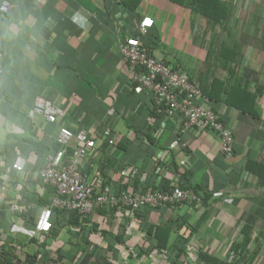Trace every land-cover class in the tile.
<instances>
[{"label":"crops","instance_id":"obj_1","mask_svg":"<svg viewBox=\"0 0 264 264\" xmlns=\"http://www.w3.org/2000/svg\"><path fill=\"white\" fill-rule=\"evenodd\" d=\"M221 1L228 9L221 45L239 49L234 64L210 57L209 39L194 41L189 31L190 18L200 27L204 22L164 0H144L135 13L116 0H0L11 6L0 22V174L14 156L23 157L26 185L34 190L26 205L35 209L29 221L8 214L6 202L17 197L14 183L0 184V264H152L146 258L150 246L172 248L181 239L197 259L203 253L224 261L243 228L251 234L250 252L261 239L253 264H264V0H256L251 10L249 0ZM143 17L153 19L166 55L198 85L202 103L230 130L233 157L221 154L212 133L189 132L178 140L177 119L155 135L160 120L150 116L151 97L132 90L120 50V38L135 35ZM213 79L227 93L237 89L234 105L225 102L226 93L218 101L205 98L202 90L212 96L219 90L211 91ZM38 97L62 111L56 123L28 116ZM61 128L73 134L110 128L120 149L114 162L138 169L139 180H149L156 166L166 163V181L183 172L203 205L145 208L129 217L105 211L77 224L63 215L35 234L36 198L45 190L37 172ZM150 130H155L153 146L146 139ZM98 155L93 152L82 168ZM108 175L117 182L114 171ZM132 219L140 223L129 227ZM157 229L170 233H160L158 240Z\"/></svg>","mask_w":264,"mask_h":264},{"label":"built area","instance_id":"obj_2","mask_svg":"<svg viewBox=\"0 0 264 264\" xmlns=\"http://www.w3.org/2000/svg\"><path fill=\"white\" fill-rule=\"evenodd\" d=\"M10 8L8 3L3 2L0 5V12L7 15ZM153 27V20L143 17L137 25L136 35L126 34L120 38V50L122 62L127 70V81L132 90L136 94L146 93L151 97L152 111L160 120L155 135L159 137L162 134L168 120L177 119L180 122L178 140L189 132L212 133L219 139L221 154L226 158L233 157L232 134L219 121L218 115L202 103L198 85L191 81L176 61L166 55L160 45L150 49L142 41ZM192 32L193 37L195 35L202 39L205 27L196 25ZM1 74L0 66V76ZM107 114L109 117L112 116L113 109H110ZM28 116H40L47 123L54 124L59 117L63 116V113L50 101L38 97ZM56 145L61 149L55 154L47 155L44 168L37 172V178L45 189L43 197L46 196L48 204L37 209L34 220L35 234L47 228L54 209L76 213L83 222H86L92 214L104 210H112L116 214L129 217L145 208L167 207L174 210L181 205L189 209L203 205V199L193 190L180 188L183 172L171 180L168 189H162L166 181V163L156 166L149 188L141 191H135L132 187L133 180L140 176L138 169L125 166L120 171L117 182L126 190L122 191L120 188L121 192L118 194L112 192L108 179L96 177L93 174H81L80 170L84 161L90 158L93 152L99 153L98 157H95V166H93L95 169L101 165L99 160L102 161L115 150L117 143L110 128L99 133L82 130L77 134L61 128L56 138ZM67 150H71L70 156L67 155ZM110 161L114 162V158ZM25 179L26 161L20 155L15 157L9 167H4V171L0 174V184L3 186L6 182L12 181L14 183L12 191L17 196L11 201L6 200V212L19 218L27 216L31 209L26 205L27 196L24 192L28 187ZM145 179L147 178L141 177V183H144ZM139 223L138 220L132 219L128 226ZM148 251L146 258L153 261L152 264H159L166 260L165 251H159L153 246H150ZM232 259L233 255L230 252L227 260L232 261ZM196 261V251L187 246L183 264H196Z\"/></svg>","mask_w":264,"mask_h":264},{"label":"trees","instance_id":"obj_3","mask_svg":"<svg viewBox=\"0 0 264 264\" xmlns=\"http://www.w3.org/2000/svg\"><path fill=\"white\" fill-rule=\"evenodd\" d=\"M116 1L118 5L124 10H127L130 13H135L138 10L139 5L144 0H116ZM164 1H166L167 3L177 8L184 9L187 12H189L190 15L197 16L199 19H201L205 24V32H204V36L202 39L203 40L204 39L207 40V38L209 39V41H207L208 42V47H207L208 55L210 57L218 56L220 59L224 60L228 64H234V61H235L237 53L239 52V49L233 48L232 50H229L225 48L223 45H221L222 44L221 40L223 36L227 35L226 25L228 22V9L221 0H164ZM4 17L5 15L0 12V22L2 18ZM153 29L148 31L147 35L142 38V41L144 42V44L150 49L157 48L160 45V39L158 37V34L153 32ZM229 75L231 78H234L235 74L229 73ZM212 81H213V85L210 87L211 91L215 90L216 86L219 87V90L216 91V94L214 96L208 95L207 91L205 92L202 90L205 98L208 100L218 101L219 94L223 95L226 93L227 99L225 100V102L228 103L229 105H234L231 102V100H233L234 98L233 94L235 93V90L237 89L234 88L235 89L234 90L232 89L233 88L232 87L231 88L232 90H230V92L227 93L225 89V85L222 84L221 81H218L217 79L216 80L213 79ZM150 116L153 119L158 118V116L154 113V111H152V109H151ZM154 131L155 130H150V133L146 137L148 143L152 146L155 145V143L153 142L150 134H153ZM60 149L61 148L59 146L55 145V148L51 150V153L55 154ZM118 150L120 149H119V146L117 145L115 150H113L108 157H105L102 161L101 160L98 161L100 162L101 165L95 169L93 167L95 166L94 165L96 161L95 159L94 161L87 163L83 168H81L80 170L81 174L83 175L93 174L96 177L101 176L103 178L108 179V184H110L113 190L112 192L115 194H118L119 192H121V190L122 191L126 190L125 187H120V185H118V182H112L114 177L112 179L108 175L110 171H114L117 174V180H118L120 171L124 167L122 166V164H119L120 162L110 161L111 158H115L114 156L118 152ZM71 154H72L71 150H67V155L70 156ZM15 157L16 156H14V159ZM112 162L113 164H111ZM182 180L183 182L180 184V188L191 189L195 191L193 188H190V186L188 185L187 175L183 174ZM152 181L153 179L152 177H150L149 180H146L144 183H141L139 180V176H138L136 179L133 180L132 187L135 191H141L145 189L147 185H150ZM37 183L40 184L41 187H43L40 180H38ZM169 184L170 182L165 181L164 185H162V189L163 190L168 189ZM29 189L30 187H28V189H26V191L24 192L28 200L29 198L31 199L32 194H34L33 192L34 190L33 189L29 190ZM36 200L38 201L36 207H42L48 204L46 200V196L43 198H36ZM33 210L35 209H30L28 215L23 217V219H25L26 221L31 220L34 214ZM102 212H105V210ZM106 212L114 213V211L112 210L110 211L106 210ZM63 215H68L70 217V222H72L73 224H77L80 219L76 213L54 209L52 211L50 220H53V219L55 220V218H62ZM165 232L168 235L170 233V229H157L155 232V238L159 240V234L165 233ZM240 235H241L240 241L234 242L230 248V252L233 255L232 261H228V260L222 261L214 257H211L209 255L199 253L197 262L199 264L200 263H203V264H253L254 259L258 255V252L261 250V244H260L261 239L254 240V249L250 252L248 248L249 245L252 243L250 231L248 230V228H243L240 232ZM178 243L180 244V246H177V243H174V246L172 248H166V245L159 246L157 244L153 247H155L159 251H165L167 253L166 260H165L166 264H180V260L185 255V252H186L187 239H181V241H179ZM26 264H31V263L29 260H27Z\"/></svg>","mask_w":264,"mask_h":264},{"label":"rangeland","instance_id":"obj_4","mask_svg":"<svg viewBox=\"0 0 264 264\" xmlns=\"http://www.w3.org/2000/svg\"><path fill=\"white\" fill-rule=\"evenodd\" d=\"M259 3V1H256V0H249L248 1V3H247V5H246V9H255L256 8V5ZM196 22V21H195ZM190 24H192L190 27H189V31H190V34L192 35V37H193V32H192V29L194 28V26L195 25H197V23L196 24H194V19H191L190 18V22H189ZM198 26V25H197ZM197 40V37L194 35V41H196ZM195 264V263H194ZM196 264H199L197 261H196Z\"/></svg>","mask_w":264,"mask_h":264},{"label":"snow or ice","instance_id":"obj_5","mask_svg":"<svg viewBox=\"0 0 264 264\" xmlns=\"http://www.w3.org/2000/svg\"><path fill=\"white\" fill-rule=\"evenodd\" d=\"M133 43H135V42H133Z\"/></svg>","mask_w":264,"mask_h":264}]
</instances>
